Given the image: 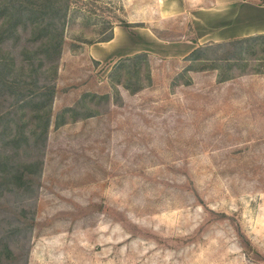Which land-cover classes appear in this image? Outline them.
<instances>
[{
    "label": "rangeland",
    "instance_id": "obj_1",
    "mask_svg": "<svg viewBox=\"0 0 264 264\" xmlns=\"http://www.w3.org/2000/svg\"><path fill=\"white\" fill-rule=\"evenodd\" d=\"M46 4L0 0V264H264V41L113 70L88 44L193 37L192 2Z\"/></svg>",
    "mask_w": 264,
    "mask_h": 264
},
{
    "label": "crops",
    "instance_id": "obj_2",
    "mask_svg": "<svg viewBox=\"0 0 264 264\" xmlns=\"http://www.w3.org/2000/svg\"><path fill=\"white\" fill-rule=\"evenodd\" d=\"M189 1L193 5L185 9V17L193 37L164 42L148 30L149 24L128 26L130 30L113 25L111 38L88 44L89 56L112 59L145 52L186 57L198 46L264 33V3L259 0H210L209 4H199L204 3L201 0Z\"/></svg>",
    "mask_w": 264,
    "mask_h": 264
},
{
    "label": "trees",
    "instance_id": "obj_3",
    "mask_svg": "<svg viewBox=\"0 0 264 264\" xmlns=\"http://www.w3.org/2000/svg\"><path fill=\"white\" fill-rule=\"evenodd\" d=\"M46 3L47 4H46L45 7H46L47 12L45 10L40 12V10H39V14H42V15H46V14H50V13L62 14L64 9L66 8L67 0H63L61 3L60 2H55L54 0H46ZM49 24L54 25L52 29L49 27ZM42 27L44 28V32H43V35H42V38H41V41H40V44L42 46H44V47H42V50H44V52L46 54H52V53H54L56 51L57 46H55V45H57V43L60 41V38H61V31H60V29H58V20H54V17L52 15V16H50L48 18V22H45ZM4 29L5 28H3V30ZM3 30H2V33H3ZM111 34L112 33L110 31L104 37L103 40H108L109 38H111V36H112ZM256 39H259L260 41H264V33H257V34L249 35V36H246V37H239V38L219 41L216 44L217 45H219L220 43L221 44L222 43L242 44V43H247L248 41L256 40ZM209 44L211 45V43H209ZM209 44H206V45H203V46H198L197 48L192 50L186 57L189 58V57L194 56L199 49H203V47L208 46ZM212 44H215V42L212 43ZM24 50L28 51L30 53H34L35 52L34 49H24ZM144 56H146L145 52H139V53H136V54L125 56L121 60L118 61V63L116 64V66L114 67L113 70H115L117 67H119V65H122L123 62H126V61H137L138 59H140V58H142ZM194 57L196 58V57H198V55H196ZM25 58H26V60H28V62H31L28 57H25ZM0 63H4V60L1 59V58H0ZM137 70H138L137 68L133 67L131 69V73H135Z\"/></svg>",
    "mask_w": 264,
    "mask_h": 264
}]
</instances>
